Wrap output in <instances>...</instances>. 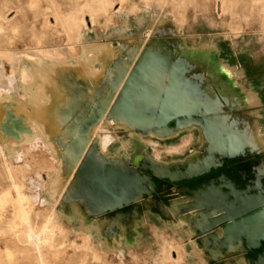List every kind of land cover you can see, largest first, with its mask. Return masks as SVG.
<instances>
[{"label": "rangeland", "instance_id": "rangeland-1", "mask_svg": "<svg viewBox=\"0 0 264 264\" xmlns=\"http://www.w3.org/2000/svg\"><path fill=\"white\" fill-rule=\"evenodd\" d=\"M122 7L0 0V128L15 141L0 135V264H37L15 241L21 185L33 229L54 220L47 264H264V0ZM45 68L57 127L42 139L27 92ZM17 115L32 118L24 141Z\"/></svg>", "mask_w": 264, "mask_h": 264}, {"label": "bare ground", "instance_id": "bare-ground-1", "mask_svg": "<svg viewBox=\"0 0 264 264\" xmlns=\"http://www.w3.org/2000/svg\"><path fill=\"white\" fill-rule=\"evenodd\" d=\"M109 1V0H108ZM129 0H121V6L125 7L126 8V4L128 3ZM115 2V1H114ZM118 2V1H117ZM111 4V3H110ZM110 4H108L110 6ZM224 2H222V6H224ZM122 7V8H123ZM128 7V6H127ZM220 8V7H219ZM223 8V7H222ZM56 11V10H55ZM82 11V10H81ZM122 12V11H121ZM95 13V12H93ZM108 14V13H107ZM106 14V15H107ZM121 16V15H120ZM119 16V18H120ZM108 18V17H107ZM118 18V19H119ZM72 20V19H71ZM73 21V20H72ZM80 21V20H79ZM126 21H127V18H126V14L125 15H122V19H121V26L123 28L126 27ZM62 22V21H61ZM2 25V24H1ZM65 28V27H64ZM80 28L83 30L84 29V25L81 24L80 25ZM177 31V30H176ZM57 32V31H56ZM68 34V33H67ZM85 32L84 33H81V34H78L76 37L78 39L79 42H82L85 40ZM87 42V41H86ZM82 44V43H81ZM86 45V44H85ZM74 47V46H73ZM84 49L82 48L81 50H78L77 54L78 56H75L74 54H70L72 55L71 56V60L72 62L70 63V65L72 67H75L77 68V66H79V63L76 61V58H80L81 62L80 63H83V58L82 56L84 55ZM106 54L104 51H101L99 56H98V59L100 61V64L102 65L103 67V64L105 62V59H106ZM3 62V61H2ZM30 62V61H29ZM85 63V62H84ZM24 65V64H23ZM28 65V64H27ZM32 65V64H31ZM3 66V65H2ZM33 66V65H32ZM54 69H55V72H56V68L57 66L56 65H53ZM48 68V67H47ZM45 68L44 70V73L41 74V77H42V84L38 85L36 89H34L32 92H27V96L29 98L28 100V103H32L34 102L35 104L39 105L41 108H43L45 110V113L44 114H40V113H36L35 115V122L38 120H40L41 124L39 125H35L36 128L38 129V132L41 136L42 139H46L47 136H46V131L48 133H52V131L57 127V122H56V119H54V117H51L49 115V108L50 106L52 105V101L50 100H47V98H44L43 95H44V92H45V87L46 86H49V73L47 72L48 69ZM3 71V70H2ZM22 71V70H20ZM52 71V70H51ZM100 72H93L92 69H88V68H85L84 70L81 69V72H80V75L82 78H84L85 80H88L90 79V82L92 83L95 82L94 78L97 77V75H99ZM5 74V73H3ZM103 75V74H102ZM9 76V75H8ZM75 76V75H74ZM60 78V77H59ZM65 78V76H64ZM15 79V78H14ZM64 80V79H63ZM67 80V79H66ZM75 80V79H74ZM73 80V81H74ZM41 81V80H40ZM56 81V80H55ZM60 82V81H59ZM58 82V84H59ZM82 83V82H81ZM85 83V82H84ZM64 84V83H63ZM9 87H10V96H13L15 94H18V95H22V96H26L25 92L29 89V87H26V86H23L22 84H17V83H14L13 81L12 82H9ZM66 85V84H65ZM64 86V85H63ZM50 89V88H49ZM2 90V89H1ZM47 90V89H46ZM52 91V89H51ZM90 91H91V88H90ZM8 94V93H7ZM52 94V93H51ZM2 95V94H1ZM37 96V99L36 98H32V96ZM52 96V95H51ZM3 99V98H2ZM5 100V99H4ZM7 101V99H6ZM27 103V102H26ZM8 106V105H7ZM2 107V106H1ZM11 106L9 105V108ZM7 108V107H4V109ZM3 109V110H4ZM7 110H10L7 108ZM6 111V110H5ZM4 111H2L1 113L3 114ZM1 114V115H2ZM0 115V116H1ZM4 116V115H3ZM95 116V115H93ZM92 116V117H93ZM5 117V116H4ZM16 118V123H15V129H16V135H17V138L16 139H19L21 138V140H25V137L23 136V131L25 132V129H24V124L26 121H28L29 119H32L30 116H26V115H17L15 116ZM37 119V120H36ZM3 120V119H2ZM5 120V119H4ZM107 121V120H106ZM2 122V121H1ZM4 123V122H3ZM110 123V122H109ZM112 124V122H111ZM3 125V124H2ZM7 126V125H6ZM4 127V125H3ZM102 128V126H101ZM8 129V128H7ZM5 129V130H7ZM88 130L87 131V135L88 136H91L95 139L98 140V142L100 143V145L102 146V148L104 149V146H106V144L104 143L103 139L99 138V135H98V131H94L91 127H87ZM3 130V128H0V135H3V136H6L5 140H4V144L5 145H13L15 143V141H12V139H9V137L7 136V132ZM46 130V131H45ZM104 130V129H103ZM27 131V129H26ZM109 134V133H108ZM104 135V134H103ZM11 136V135H10ZM109 136V135H108ZM0 139L2 140V138L0 137ZM77 142H78V145L81 144L83 142V140H80V139H77ZM3 157V156H2ZM20 159V158H19ZM94 160V159H93ZM95 162V161H94ZM77 166V165H74V167ZM105 166V165H104ZM72 168V167H71ZM99 168V167H98ZM97 168V169H98ZM105 168V167H104ZM113 170V169H112ZM101 171V170H100ZM111 172V170H109ZM105 172V171H104ZM107 173V172H106ZM9 174V173H8ZM108 174V173H107ZM101 175V174H100ZM104 175V174H103ZM112 173H110V178H114V177H111ZM11 176V175H10ZM87 176V175H86ZM114 176V175H113ZM9 177V176H8ZM90 177V175H89ZM88 177V178H89ZM11 178V177H10ZM109 178V179H110ZM129 178V177H127ZM116 179V178H115ZM109 181V180H108ZM114 181V180H113ZM11 182V181H10ZM110 182L111 179H110ZM115 182V181H114ZM124 182V181H123ZM135 182V181H134ZM133 182V183H134ZM106 183V182H105ZM113 183V182H112ZM121 183V182H120ZM67 184V183H66ZM123 184V183H122ZM111 185V184H110ZM114 185V184H113ZM121 185V184H119ZM127 185V184H126ZM33 186V185H32ZM57 187V186H56ZM88 187V185H87ZM114 187V186H113ZM121 187H124V186H120ZM15 188V187H13ZM89 188V187H88ZM115 188V187H114ZM58 189V188H57ZM117 189V188H116ZM14 190V189H13ZM16 192H17V196H18V200H17V205L19 206V216H20V222H21V226L22 228L24 229L23 230V234L21 236H16L15 237V241H17L18 243H20L21 245H23V248H21V250H23L25 253H28L30 256H33V258L35 259L36 263L37 264H47L45 262V259L43 257V250L44 249H52L53 246H52V236H51V233L54 231V220L52 218V216L48 219L47 223L39 230V231H35L30 223V220H29V217H28V213L22 208V201H27L28 203L32 204V202H36L37 203V199L35 198H28L25 196V194L23 193V186L21 185L20 187L18 188H15ZM120 190V189H119ZM127 190V189H126ZM58 191V190H57ZM113 192V190H112ZM116 192H114V195H115ZM118 194V193H117ZM123 195V194H122ZM118 196V195H117ZM121 197V196H120ZM115 198V197H114ZM113 198V199H114ZM101 200V199H100ZM113 201V200H112ZM110 201V202H112ZM118 201V200H117ZM38 208V207H37ZM33 210V209H32Z\"/></svg>", "mask_w": 264, "mask_h": 264}]
</instances>
